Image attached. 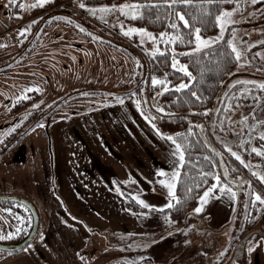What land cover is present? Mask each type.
Returning <instances> with one entry per match:
<instances>
[{
    "label": "rangeland",
    "instance_id": "374dc122",
    "mask_svg": "<svg viewBox=\"0 0 264 264\" xmlns=\"http://www.w3.org/2000/svg\"><path fill=\"white\" fill-rule=\"evenodd\" d=\"M51 1L41 5L38 0H0V17H14L8 29L18 24L17 31L10 30L19 37L30 30L32 8ZM124 3L133 4L62 0L52 5L42 13L57 14L47 21L40 39L14 60L17 50L8 44L10 38H0V147L25 132L0 154V195L26 198L38 214L33 239L17 251L0 250V264H113L111 258L122 253L110 251L108 234L132 231L134 225L128 226L118 208L133 199L153 205L145 212L152 220L145 224L147 247L129 251L141 259L139 264H264V205L253 203L251 198L243 235L236 241L232 232L241 177L255 184L253 192L264 194V181L256 174H264V155L253 151L264 150V139L259 135L264 132V111L254 113L261 120L256 133L260 140L248 146L224 141L221 146L242 166V174L232 179L237 188L219 182L227 183L236 196L214 188L199 213L194 212L200 206L197 200L192 208L197 216L182 228L165 233L163 226L152 227L169 205L167 188L159 183L164 177L157 172L162 168L169 173L179 167V158L174 156L172 142L152 127L153 119L151 123L145 119L153 118L146 107L152 95L149 74L139 82L143 67L138 56L102 40L107 37L134 47L148 68L147 58L153 54L146 49L157 45L146 35L127 34L130 27H143L126 20L132 10L122 11L119 5ZM105 5L109 6L107 11L102 9ZM56 7L60 9L53 10ZM228 9H236L233 23L226 26L224 39L217 44L232 38L242 58L226 85L237 77L264 81V0H236ZM148 31L159 37L160 32ZM219 33L218 28L215 34L203 36ZM159 47L170 50L172 45L161 40ZM84 88L78 98L70 97L66 105L53 111L62 116L49 115V122L45 112L60 96ZM119 89L131 92L109 100ZM137 100L141 107H137ZM225 143L243 162L224 147ZM215 183L214 178L207 187ZM30 224L31 215L24 204L0 201V236L18 233L0 239V243L20 240ZM119 235L110 237L125 236Z\"/></svg>",
    "mask_w": 264,
    "mask_h": 264
},
{
    "label": "trees",
    "instance_id": "16d2710c",
    "mask_svg": "<svg viewBox=\"0 0 264 264\" xmlns=\"http://www.w3.org/2000/svg\"><path fill=\"white\" fill-rule=\"evenodd\" d=\"M61 1L53 0L48 2L42 7L34 8L35 10H32V13L44 11ZM84 1L98 3L131 1L139 3L144 5L140 9L142 15L138 17H133L132 15L126 17V20L130 24L143 27L155 33L167 30L169 33L178 31L180 34H183L187 31L182 22H178L180 24L178 30H173L171 21H174L175 17L172 16L170 21L169 13L166 12L165 6L156 7V0ZM235 1L223 0V3H220L218 6L215 4L210 5V13L204 14L203 18L198 19L195 23L196 27H201V35L215 34L219 28L215 21V14L224 8L233 7ZM55 9L60 8L56 7L53 10ZM181 10L185 11L189 16L198 14L194 8L181 7ZM49 12L45 13L42 17H48L46 21L57 14ZM185 38L187 39V37ZM117 41L122 42L120 40ZM193 45L190 43L182 44L176 41L172 46L176 48L177 53H185L186 49ZM131 48L137 52L139 59L144 63L145 75L143 79H146L147 73L150 77L148 83L152 99L150 105L146 104V107L151 110L155 125L162 132L169 134L183 132L187 141L185 144V164L179 166L181 176L175 188L176 196L180 199L175 200L171 206L162 209L160 212L161 217L154 220L152 226L155 228L163 226L165 233H173L197 216L192 208L197 203L200 193L205 187L210 185L215 175H220V182L225 181L237 188V182H234L232 179L234 176L242 174V166L233 157L226 155V151L221 146L224 141H232L235 145L248 146L250 143L260 140L256 136V133L260 129L261 120L254 113L264 111V89L257 86L255 82L259 81L256 79L245 77L232 79L226 85V81L231 77L233 69L237 64V59L231 54L232 50L227 44V40L199 52L178 55L180 63L186 64L196 77L193 83L184 89H177L175 85H178L181 80L187 83L189 78L179 71L178 68H172L173 54L171 49L148 56L147 68L144 56L134 47ZM153 76L168 82L166 90L162 89L163 85L161 84H152ZM241 89H246V91L242 92ZM79 91L83 90H77L75 93ZM192 92H196L200 99L192 96ZM113 93L116 95H111V100L122 98L129 92L127 93L119 89L114 90ZM161 107L165 109L164 112H160ZM205 108L209 109L207 113L204 111ZM241 115L248 117V119L242 121ZM251 116H255L257 120L252 121L253 117L251 118ZM254 123L256 127L252 128ZM189 127L192 129L191 132L188 131ZM22 135L12 137L7 144L14 143ZM241 140H243V144L240 143ZM5 149L6 146L0 147V152ZM209 157L211 159H208ZM225 170H227V176L224 175ZM209 172H212L213 175H206ZM201 173L205 175L201 176ZM255 188L257 187L253 182L241 177L232 230L233 239L236 241L244 233L252 198L250 193ZM127 205L136 212L140 222L145 221V211L148 208L146 209L134 201L127 202Z\"/></svg>",
    "mask_w": 264,
    "mask_h": 264
},
{
    "label": "snow or ice",
    "instance_id": "6c2138e0",
    "mask_svg": "<svg viewBox=\"0 0 264 264\" xmlns=\"http://www.w3.org/2000/svg\"><path fill=\"white\" fill-rule=\"evenodd\" d=\"M11 2H15V0H11ZM45 0H38L39 4H43ZM255 2V0H253ZM220 3H223V0H156V7H160L161 5L165 6L166 12L169 13V19L171 21V17L174 16L175 20L171 21V27L173 30H178L180 27V24L178 22H182L183 26L187 29V31L183 34H180L178 31L174 33H169L167 30L162 31L159 33V37H157L155 34L152 32H149L145 28H138V27H130L127 30V34L131 35L133 33H140L141 36L143 37L144 35L147 36L148 39H151L157 47L153 49H146L147 51H150L153 55H155L158 52H166L168 49H161L159 47V43L162 40L164 44L166 45H174L176 41H179L180 43H190L194 44V48H188L185 53H177L176 48L174 46L171 47V52H172V63L171 66L173 69H179V71L183 72L189 79L187 80V83H185L183 80L178 85H175L177 89H184L188 88L190 84L193 83V81L196 79V77L193 75V73L189 70L188 66L186 64L180 63L178 60V55H188L194 52H199L202 49H206L211 45L217 44V42L221 41L224 39V31L227 25L233 23L232 20V15L236 11V9H228L224 8L222 10H219L218 13L215 14V21L217 22L220 33L219 35L215 37H205L201 35V27H196L195 23L197 22L198 19H202L204 14L210 13L209 6L210 5H219ZM85 6V5H82ZM149 6H151L149 4ZM20 7H24L23 4H20ZM115 7V6H112ZM144 5L139 4V3H133L131 5L124 3L119 5V8L123 11L125 9L132 10L131 15L133 17H138L142 15V12L140 9H142ZM181 7L183 8H194L197 11V15H191L189 16L185 11L181 10ZM102 9L107 11L109 9V6L105 5L102 6ZM27 29H21V32L26 31ZM235 36V30H233V37ZM187 37V39L185 38ZM141 43H143V38L141 39ZM227 44L231 47V54L235 56L237 60H241L242 58V52L241 50L237 47V45L234 43L232 38H229L227 40ZM168 82L166 80H161L160 78L153 76L152 77V84L157 85H166ZM236 83V82H234ZM257 86L261 89H264V81H259L255 82ZM166 90V89H165ZM241 91H246V89H241ZM192 96L196 97L197 99H200V97L197 95L196 92H192ZM123 103V101H120ZM137 107H141V102L140 100L136 101ZM165 109L163 107L160 108V112H164ZM204 111L207 113L209 109L205 108ZM145 119L149 120V123L152 122V117L150 116H145ZM248 117H241V120H247ZM259 123V122H257ZM152 127L157 131L161 137H166L169 141L172 142L175 148L174 156L178 157V164L179 166H183L185 164V153H186V148L185 144L187 143L185 133L183 132H177L173 134L165 133L162 132L159 128L156 127V125L153 123ZM256 124L254 123L252 125V128H255ZM189 132L192 131L191 127L188 129ZM261 139H264V132L259 133ZM241 144H243V140L240 141ZM224 147L228 149V151L233 155L236 156L237 159H241V162H243L242 158L240 157V154L236 151H233L232 147H230L227 143L224 144ZM253 151L257 152L260 155H264V150L261 148H253ZM208 159H211L210 157ZM190 163V161H189ZM259 176V179L261 181H264V174H259L256 173ZM158 176L164 177L159 180V183L161 185H164L167 188V191L169 193V205H172L173 200H179L180 198L176 196L175 188H176V183L179 180L181 176V171L180 167H177L173 169L171 172L166 173L164 169H159L157 172ZM205 175L204 173H201V176ZM206 175L212 176L213 173L209 172ZM224 175L227 176V170H225ZM220 175H215V180L217 183L213 184L210 187H207L204 191L203 194L198 197L200 201V206H197L194 209L195 213H199L202 211V205L207 201L209 198L210 194L213 192L214 188H219L221 192L227 191L232 197L236 196V191L231 188L227 183H219L220 182ZM127 183V181H125ZM199 186V185H197ZM119 191V189H117ZM252 197V202H260L261 205H264V194H261L259 192H252L250 193ZM139 199V197H137ZM141 204H145L144 200H139ZM148 208H153V205L148 204ZM191 214V213H190ZM18 233L16 232H8L6 236H0V239H5V238H10L13 235H17ZM187 243V241H185ZM147 247V245H144ZM250 252L252 251V247H249L248 249ZM131 264V262H129Z\"/></svg>",
    "mask_w": 264,
    "mask_h": 264
},
{
    "label": "crops",
    "instance_id": "0c3cea01",
    "mask_svg": "<svg viewBox=\"0 0 264 264\" xmlns=\"http://www.w3.org/2000/svg\"><path fill=\"white\" fill-rule=\"evenodd\" d=\"M90 39L94 40L95 42H98L97 39H94V38H90ZM77 95H73V96L78 98ZM70 97H72V96H70ZM70 97H68V98L63 97V100L60 103H58L55 107H53V109L51 108V109L47 110L45 113L48 114V117L50 115L51 117L54 116V117L60 118L62 115L56 114L57 115L56 116L55 113H56V111H58L60 109V107L67 104L65 102L68 101ZM109 100H111V99L109 98ZM53 111H55V113H52ZM51 117H49V122H50ZM132 201L136 202L137 204H139V205H141L147 209V206L141 204L139 201H135L134 199ZM127 202H130V201L126 200L124 206L120 207L118 209L122 213V219L128 223V226L131 223L134 225V227H133L131 232L120 231V235H125V236L111 238L110 236H112V235L117 236L119 234L116 232L115 233L112 232L113 234L112 233L108 234V236L110 238V241H108V243L111 244L110 245L111 248H109L110 251L113 252V250H115L116 252L122 253L121 256H116V257L111 258V263H113V264H124V263L129 264V262H131V264H139L141 259L133 256L129 251L139 250L140 246L146 245V243H147L146 237H145V231H146L145 230V228H146L145 224L148 223L149 218L145 217V221L140 222L138 220V216L136 215V212L133 211L132 209H130V207L127 205ZM147 211H149V210L147 209ZM147 211H145V212H147ZM149 221H150L149 224H151L152 220H149ZM141 226L143 228L142 230H140ZM112 227H115L114 222H112ZM140 231H143L142 235H140ZM132 249H134V250H132ZM115 262H117V263H115Z\"/></svg>",
    "mask_w": 264,
    "mask_h": 264
},
{
    "label": "water",
    "instance_id": "95a60500",
    "mask_svg": "<svg viewBox=\"0 0 264 264\" xmlns=\"http://www.w3.org/2000/svg\"><path fill=\"white\" fill-rule=\"evenodd\" d=\"M64 15V14H63ZM48 17H44L40 24L37 26V28L34 30V32L32 33V35L30 36V38L28 39V42L27 44L18 52H16V54L14 55L13 57V60L16 59L17 57H19L23 52L24 50L26 49L27 45L31 43V41L35 38V36L39 33V31L41 30V28L46 24V19ZM90 31V30H89ZM92 32V31H90ZM94 33V32H92ZM98 35V34H97ZM104 41H107V42H110V43H113V44H116V45H119V46H122L123 48L127 49L129 52H131L132 54L137 55V52L135 50H133L131 48V46L129 45H126L122 42H119L117 40H112V39H109L107 37H102ZM139 58V56H138ZM12 60V61H13ZM139 66L142 68L143 67V73H142V77L139 78V82H141L144 78V75H145V68H144V63L142 60L139 59ZM86 88L82 89L83 91L85 90ZM77 90H80V89H74L72 90L71 92L69 93H66L65 95L63 94L62 96H60L57 100H56V103L53 105V107H55L58 103H60L62 100H63V97L65 98H68L70 96H73V95H77V94H81V92L83 91H79L77 93H75ZM123 90V89H121ZM125 92H131V89H127V90H123ZM128 93V94H129ZM113 95V94H112ZM116 95V94H114ZM52 107V108H53ZM22 133H25L24 131ZM22 133H20L19 135H22ZM18 136V135H17ZM12 143H9L6 146V149L11 145ZM5 149V150H6ZM5 150H1L0 154L2 152H4ZM0 201H5V202H12V201H17V202H20L22 204H24L28 211L30 212V215H31V224H30V227L29 229L27 230V233L22 237L20 238V240L16 241V242H11V243H0V250L2 251H5V252H12V251H17L19 249H22L25 245H27L34 237V235L36 234L37 232V229H38V214H37V210H36V207L35 205L28 199L26 198H23V197H18V196H5V195H0Z\"/></svg>",
    "mask_w": 264,
    "mask_h": 264
},
{
    "label": "flooded vegetation",
    "instance_id": "af4514ba",
    "mask_svg": "<svg viewBox=\"0 0 264 264\" xmlns=\"http://www.w3.org/2000/svg\"><path fill=\"white\" fill-rule=\"evenodd\" d=\"M37 7H40V6L39 5L38 6H35V7L32 8V10H35L34 8H37ZM42 12L43 11H39L38 13H32V18L31 19H34V21L32 22V24H29L30 25V30L27 31L26 33L23 32L22 34H20L19 37L13 35V33L10 30V28H11V29H14V31H17V28L16 27H17L18 24H14V26H11L8 29V26H10V23H12L14 21V17L12 15L8 19H5L4 17L3 18L0 17V38H2L4 36L9 37L10 38V42H8V44L10 43L12 46H14V48L17 50L16 52L20 51L27 44L28 39L30 38V36L32 35V33L34 32V30L37 28V26L40 24L41 18L44 16V15H41V14H44ZM31 19H29V20H31ZM23 24H21V25H23ZM45 25L41 28L40 32L35 36V38L31 41V43L27 45V47L24 50V52L27 51L30 47H33L32 46V43L33 42H35L38 39H40V37L42 35L40 33H41V31L44 30L43 28H45ZM8 30H10V31H8Z\"/></svg>",
    "mask_w": 264,
    "mask_h": 264
}]
</instances>
